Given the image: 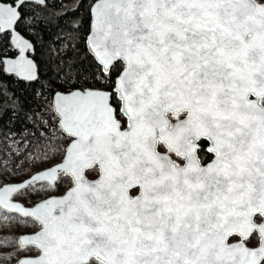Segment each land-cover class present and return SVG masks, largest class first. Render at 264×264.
Here are the masks:
<instances>
[{
    "label": "snow or ice",
    "instance_id": "1",
    "mask_svg": "<svg viewBox=\"0 0 264 264\" xmlns=\"http://www.w3.org/2000/svg\"><path fill=\"white\" fill-rule=\"evenodd\" d=\"M46 2H0V36L33 49L16 25ZM91 13L84 84L49 102L41 159L59 162L0 186V209L19 214L3 220L34 231L0 247L16 264H264V0H95ZM0 63L38 78L26 56Z\"/></svg>",
    "mask_w": 264,
    "mask_h": 264
},
{
    "label": "trees",
    "instance_id": "2",
    "mask_svg": "<svg viewBox=\"0 0 264 264\" xmlns=\"http://www.w3.org/2000/svg\"><path fill=\"white\" fill-rule=\"evenodd\" d=\"M94 2L47 0L46 6L23 7L22 13L26 19L18 23V29L35 44L34 57L39 64L40 75L35 82H25L5 74L0 63V165L7 159L15 164L21 157L28 156L38 143L47 145L45 142L55 124L49 112V102L54 93L69 90L71 84L77 87L84 84L77 80L76 68H86L91 60L85 41L90 30ZM15 53L8 35L0 36V60L4 55L13 56ZM73 64L75 68L70 67ZM68 73L73 79L66 85ZM17 148L20 150L17 151ZM201 155L208 159L206 154ZM26 162L19 171L28 169L30 161ZM12 181L11 174L0 177L1 185ZM16 237L13 235L10 239Z\"/></svg>",
    "mask_w": 264,
    "mask_h": 264
},
{
    "label": "rangeland",
    "instance_id": "3",
    "mask_svg": "<svg viewBox=\"0 0 264 264\" xmlns=\"http://www.w3.org/2000/svg\"><path fill=\"white\" fill-rule=\"evenodd\" d=\"M45 144H48V140L45 142ZM45 146L46 145H43L42 143H38L34 145L32 150L28 153V156L21 157L18 160V162H16L15 164H13L10 159L5 160L4 163L0 165V177L5 174H11L13 175V181H19L33 172L49 167L59 162V158H56L52 160L51 162H46L41 159L44 151L46 150ZM19 150L20 148H17V151ZM27 160L30 161V165L28 169L25 171H19L20 166L24 164ZM66 187H67L66 185L61 186L59 188V191L56 192L55 194L59 195L63 193ZM44 198H47V196L41 192L40 194L32 193L29 196L22 197L17 200L22 201L23 203L25 201H28L29 204H34V202L39 201ZM3 214H7L9 216H17V215H11L8 213H3L2 211H0V238H5V237L10 238L13 235H17L18 237L21 234L31 233L34 231V226H31V225L22 226L18 219H12L11 221H7V222L4 221ZM13 251H17V248L13 245H5L3 247H0V256H5V255L13 256V259H10V260H0V264H14L16 262V259L14 258L16 252L12 254Z\"/></svg>",
    "mask_w": 264,
    "mask_h": 264
},
{
    "label": "water",
    "instance_id": "4",
    "mask_svg": "<svg viewBox=\"0 0 264 264\" xmlns=\"http://www.w3.org/2000/svg\"><path fill=\"white\" fill-rule=\"evenodd\" d=\"M0 2H6V3H11V1H4V0H0ZM47 3V2H46ZM95 3V2H94ZM31 5H36V4H31ZM92 24H93V18H92V13H91V23H90V30H89V33H88V35L90 34V31H91V28H92ZM16 32H18L21 36H23L24 38H26L32 45H33V49H30V50H28L27 52H25V53H21L18 49H16L15 48V46H14V43H13V41H14V38H15V35L14 34H12V33H8V34H6V35H8V38H9V42H10V45H11V47H12V49L16 52L15 53V55H13V56H10V55H4V56H2V60H17L19 57H21L22 55L23 56H26L28 59H31L33 62H34V64H35V66H36V73H37V79L36 80H26V79H24L22 76H19V75H17V74H15V73H12V72H8V71H6L5 69L7 68V65L6 64H2V66H3V70H4V72H5V74H7L8 76H14V77H16L17 79H19V80H22V81H25V82H35V81H37L38 79H39V75H40V71H39V64H38V62H37V60L35 59V57H34V53H35V44H34V42L32 41V39L31 38H29L28 36H26L25 34H23L19 29H18V24L16 25ZM87 35V36H88ZM73 91L75 90V89H72ZM59 91H63V92H67L68 90H59ZM56 92H58V91H56ZM254 99V98H253ZM58 163V162H57ZM56 164V163H55ZM55 164H53V165H51V166H49V167H52V166H55ZM49 167H46V168H43V169H41V170H38V171H36V172H33V173H31L30 175H28V176H26L25 178H23L22 180H19V181H12V182H7V183H5V184H3V185H1V186H4V185H7V184H19V183H23V182H25L26 180H28V179H30L33 175H35L37 172H40V171H44V170H46L47 168H49ZM42 201V200H41ZM41 201H38L37 203H39V202H41ZM14 202H16V203H23L22 201H19V200H15ZM1 211H3V212H5V213H7V210H2V209H0ZM8 214H11V215H17V216H19V214L18 213H8ZM32 233V232H31ZM26 234H30V233H24V234H21V235H26ZM21 235H19V236H21ZM18 236V237H19Z\"/></svg>",
    "mask_w": 264,
    "mask_h": 264
},
{
    "label": "flooded vegetation",
    "instance_id": "5",
    "mask_svg": "<svg viewBox=\"0 0 264 264\" xmlns=\"http://www.w3.org/2000/svg\"><path fill=\"white\" fill-rule=\"evenodd\" d=\"M29 6H30V5H29ZM22 9H23V8H21V12H22Z\"/></svg>",
    "mask_w": 264,
    "mask_h": 264
}]
</instances>
